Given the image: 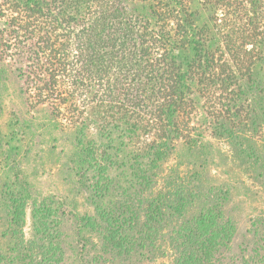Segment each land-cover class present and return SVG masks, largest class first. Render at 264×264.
<instances>
[{
    "label": "trees",
    "instance_id": "obj_1",
    "mask_svg": "<svg viewBox=\"0 0 264 264\" xmlns=\"http://www.w3.org/2000/svg\"><path fill=\"white\" fill-rule=\"evenodd\" d=\"M194 1L4 0L18 54L34 56L31 105L84 103V111H69L66 119L72 125L82 118L72 156L95 214L66 209L53 196L33 200L34 236L26 239L25 202L32 195L20 181L7 209L2 237L9 242L0 264H65L60 217L76 223L79 261L71 264L130 261L158 251L157 241L171 264H264L263 223L253 220L248 240L233 248L238 222L226 213L229 191L204 189L201 166L168 165L179 140L196 148L202 136L191 124L188 93L205 98L215 130L229 139L235 134L227 121L241 125L258 111L264 119V0H247L251 15L240 42L222 27L230 0L200 1L218 7L217 29L197 22ZM90 125L96 138L84 135ZM124 148L134 156L120 163ZM110 168H127L129 191ZM112 193L114 204L104 203ZM83 231L94 233L93 252Z\"/></svg>",
    "mask_w": 264,
    "mask_h": 264
},
{
    "label": "rangeland",
    "instance_id": "obj_2",
    "mask_svg": "<svg viewBox=\"0 0 264 264\" xmlns=\"http://www.w3.org/2000/svg\"><path fill=\"white\" fill-rule=\"evenodd\" d=\"M200 1L202 0H195L190 7L197 12V22L206 23L212 29L216 28L214 17L220 16L221 12H218V7L214 4H200ZM3 3L4 0H0V253L5 252L9 242V239L2 237V231L8 232L10 224L7 209H10L12 201L17 199L20 181L28 183L32 195L25 202L23 231L26 239L34 236L33 200L40 202L44 197L53 196L56 200H61L66 209L73 208L95 214L89 193L85 190L88 182L81 180L76 173V162L72 156L79 148L77 130L82 127V118L79 122L72 123L74 127L67 125L69 121L66 119L69 111H84V103L81 100L75 103L51 100L36 106L31 105L34 56L30 50L25 51L24 55L18 54V40L14 39L13 34L16 29L9 24L8 16L2 11L5 8ZM230 3L231 8L227 12L226 20L228 22H223L222 27L230 32L232 40L240 42L248 33L245 22L249 21L251 6H247V0H230ZM259 14L261 15L260 10L255 16ZM250 28L251 25L248 26V29ZM223 40L224 38L221 39L222 43ZM188 96L194 99L190 110L191 124L196 133L202 136L199 137V146L196 145V148L179 140L173 153L174 159L172 158L168 165L174 166L176 171H185L193 164L199 171L201 166L200 176L204 189L214 186L229 191L226 213L238 222L233 245V248H236L248 240V233L253 229V220H258L264 226L262 112L258 111L257 115H252L241 125L227 121L226 128L235 134L233 139H229L227 132L224 134L215 130V115L211 114L205 98L197 92L188 93ZM66 97L72 99L70 95ZM77 97L81 98L80 95ZM248 101L254 104L251 96ZM97 111L101 112L102 108ZM90 126L89 130H84V135L87 138H96V128ZM133 156L131 153L129 155V148H124L120 159L117 158L116 161L121 163L120 160H132ZM117 170L118 168H110L109 176L116 178L119 187L129 191V171L127 168ZM112 195L104 198V203L111 201L113 205L117 197L113 193ZM196 210L197 208H194V211ZM58 221L63 247L66 250L65 264L78 263L76 257L80 247L76 241L75 220L60 217ZM83 232L85 237L89 238L88 249L93 252L98 244L94 233ZM90 239L95 245H91ZM156 244L162 247L160 241ZM161 247L158 251L149 252L142 257L136 255L130 261L123 262L116 259L111 264H171V257L160 254Z\"/></svg>",
    "mask_w": 264,
    "mask_h": 264
}]
</instances>
